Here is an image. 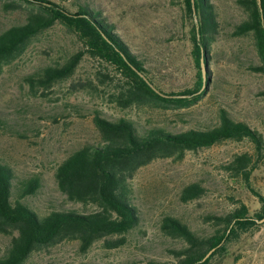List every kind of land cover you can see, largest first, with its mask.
Masks as SVG:
<instances>
[{
    "label": "rangeland",
    "instance_id": "1",
    "mask_svg": "<svg viewBox=\"0 0 264 264\" xmlns=\"http://www.w3.org/2000/svg\"><path fill=\"white\" fill-rule=\"evenodd\" d=\"M0 0V34L25 21L28 7L5 12ZM69 3L60 0H50ZM111 25L144 63L167 92L194 88L195 68L191 42L186 32L181 0H87ZM219 20L217 39L208 54L206 93L192 106L140 104L121 109L111 103L121 89L112 69L96 60L84 58L68 79L48 87H32L26 77L36 70L62 63L78 50L75 38L59 24L33 37L27 49L0 68V160L19 178L37 177L40 188L26 202L40 215L53 211L86 214L91 206L73 204L59 191L55 168L71 153L101 143L91 116L78 117L70 103L85 112L97 108L110 120L133 119L143 127H164L171 133L214 126L218 110H227L234 119L246 122L264 135V76L252 73L240 63L257 61L251 36L232 37L234 25L244 18L235 0H213ZM194 21V19H193ZM189 23V22H188ZM107 75V78L104 77ZM206 80V79H205ZM12 131L23 137L6 134ZM5 131V132H4ZM252 153V145L225 141L210 148L186 152L181 159L165 158L140 168L130 180L132 204L138 225L124 235V244L107 245L120 237L94 243L85 253L76 241L35 250L23 264H149L173 262L172 251L182 241L164 235L160 229L165 217L178 219L198 235L212 232L208 214L230 212L241 201L249 214L258 212L260 203L245 183L231 177L226 166L237 154ZM198 184L201 197L182 202L181 191ZM251 187L264 195V172L255 171ZM261 223V222H260ZM14 232H0V257L10 246ZM221 264H264V225L234 242Z\"/></svg>",
    "mask_w": 264,
    "mask_h": 264
},
{
    "label": "trees",
    "instance_id": "2",
    "mask_svg": "<svg viewBox=\"0 0 264 264\" xmlns=\"http://www.w3.org/2000/svg\"><path fill=\"white\" fill-rule=\"evenodd\" d=\"M60 1L69 3L75 10L67 8L65 3L50 0L1 3L5 12H16L23 5L28 7V11L23 23L0 34V68L19 57L38 33L59 24L78 42V50L62 63L40 68L28 75L26 81L32 87H48L68 79L80 62L88 58L110 67L121 81V89L112 95L111 103L123 110L147 103L188 108L206 93L204 87L209 84V70L207 68L204 81L201 60L204 59L208 67V54L219 32L213 0H181L185 28L191 42L195 86L178 92H167L161 88L145 63L117 35L114 26L87 0ZM235 2L244 18L234 25L231 36H251L257 58V61L248 60L240 65L264 76V0ZM194 16L196 22L193 21ZM137 72L143 74L162 95L153 91ZM260 95L264 97V91ZM69 105L76 116L92 117L101 143L71 153L55 168L54 178L67 201L91 206L92 210L86 214L73 211L38 214L26 199L38 191L40 180L37 177L19 178L0 160V232H14L9 248L0 257V264H23L35 250L66 240L76 241L82 253L106 237H120L109 243V248L122 246L124 235L139 222L130 186L135 173L155 160L181 159L186 152L210 148L225 141L246 140L252 145V153L235 155L226 170L231 177L241 178L258 199V212L250 215L247 206L238 201V206L228 213L208 214L213 230L205 236L198 235L178 219L165 217L160 225L162 233L181 240L182 246L172 251L173 262L150 261L149 264H221L234 242L264 225V221L259 222L264 218V195L250 185L253 172H264V135L246 122L234 119L227 110H218L217 123L212 127L171 133L164 127H139L131 118L110 120L97 108L85 112L77 104ZM8 129L6 134L23 137ZM203 193L200 185L191 184L181 191L180 198L182 202H188Z\"/></svg>",
    "mask_w": 264,
    "mask_h": 264
},
{
    "label": "water",
    "instance_id": "3",
    "mask_svg": "<svg viewBox=\"0 0 264 264\" xmlns=\"http://www.w3.org/2000/svg\"><path fill=\"white\" fill-rule=\"evenodd\" d=\"M194 21L196 22V18L194 16ZM201 72H202V77H203V80L205 81V71H204V64H203V60H201ZM143 79L144 81L150 86V88L155 91L156 93L160 94V92L143 76V74H141L140 72H137ZM162 95V94H160ZM264 221V218L262 220H260L259 222H263ZM212 252V250L203 258L206 259L209 254Z\"/></svg>",
    "mask_w": 264,
    "mask_h": 264
}]
</instances>
